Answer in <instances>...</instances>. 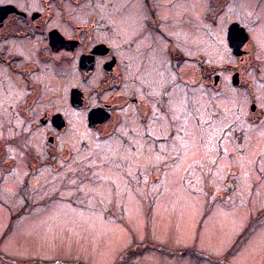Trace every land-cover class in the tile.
Returning a JSON list of instances; mask_svg holds the SVG:
<instances>
[{
  "label": "rangeland",
  "instance_id": "rangeland-1",
  "mask_svg": "<svg viewBox=\"0 0 264 264\" xmlns=\"http://www.w3.org/2000/svg\"><path fill=\"white\" fill-rule=\"evenodd\" d=\"M98 1V16L118 24L112 39L123 68L135 57L124 49L131 42L148 52L137 54L132 73L140 72L136 68L144 60L151 81L144 73L142 85L152 89L159 105L152 122L158 126L150 131L173 141L174 127L177 141L164 143L165 153L156 149L132 117L133 107L98 132L84 122L76 126L82 113L66 109L68 89L82 86L72 57L66 77L55 68L47 78L39 76L52 96L36 106L38 114L48 107L69 113L72 137L62 139L59 150L66 144L70 149L53 159L58 169L47 166L29 183L25 168L5 175L0 264H264V0H164L165 38L146 28L143 0ZM138 6L141 14L135 15ZM79 13V22L92 14L90 6ZM128 19L139 33H127ZM234 23L250 35L242 56L228 42ZM170 43L190 58L180 61L181 80L195 84L190 98L185 88L179 100L164 95L176 80ZM97 82L96 76L88 84ZM5 87L0 85V156L10 154L24 164L31 150L45 153L48 139L44 130L29 133L22 126L20 97ZM72 93L80 105L82 92ZM255 101L256 114L261 112L256 126ZM178 103L180 110L173 109ZM101 111H91L104 120L91 129L109 120ZM12 161L6 158L10 164L4 167Z\"/></svg>",
  "mask_w": 264,
  "mask_h": 264
},
{
  "label": "flooded vegetation",
  "instance_id": "flooded-vegetation-1",
  "mask_svg": "<svg viewBox=\"0 0 264 264\" xmlns=\"http://www.w3.org/2000/svg\"><path fill=\"white\" fill-rule=\"evenodd\" d=\"M163 2L164 0H143L149 13V17L145 19L144 24L151 34L165 38L167 32L164 29L165 22L162 8L164 9L165 5ZM99 4L102 3L98 0H3L0 2V85H7L5 88L12 89V94L13 91H17L20 97L18 111L21 114L20 116L23 117L22 126L29 128V133H33L37 129L44 130L48 139L45 142L44 156L34 153L33 150L31 152L27 151L28 159L24 164L10 154L4 156L3 152L0 156V184L6 181L5 175L10 170H17L21 164L23 171L25 168L28 174V177H25V182L29 183L39 174L41 169H45L47 166L51 168L53 164L58 169V161L56 159L53 161V159L59 156L60 151H69V144H66L63 150H59V143L62 142V139L66 138L67 141H70L68 137L70 139L72 137L69 130L73 127V122L69 117V113L63 109V111H55L52 107H48L43 113L38 114L39 109L37 110L36 106L48 100L46 99L47 96H52L51 89H48L49 85L47 87L39 76L47 78V75L51 74L50 70L55 68L66 77V73H63V71L67 70L70 57L78 63L76 70L81 79L80 84H82V86L77 85L68 89L66 95L67 111L71 108L72 112L82 113L81 124L77 119V121L75 120L76 126L81 127L84 122L87 130L98 132L100 127L108 124L112 125L121 120L120 112L122 110H124L126 116L127 112H130L129 109L133 107L135 114L132 117L138 118L139 124L145 127V135L151 138L156 149L165 153L161 146L166 142L177 141L174 127H172L173 130L171 129V134L169 133L173 141L166 140L163 137L155 138L152 131H150L154 130V125L158 124L152 122L156 118L159 105L154 96H151L150 91L152 89L148 88L147 85H142L147 79L149 80V73L144 68L146 67L144 60L141 62L143 66L139 64L140 68H136L140 72L133 76L135 62L139 58L137 54L141 53L144 56L148 52L143 51L142 48L140 50L135 42H131L129 48L124 49L129 50V53L133 55L135 54V57L131 62L127 60L125 68H123L119 54L120 48L116 44L115 38L112 39L114 29L119 31L118 24L114 21L115 26H113V22L109 23L98 16L96 9ZM88 6H90L92 12L89 20L79 22L77 15ZM137 29L129 30L127 33L129 35L135 34V32L139 33ZM106 36L107 38H105ZM145 43L147 45V41ZM169 45L168 54L170 63L173 64L172 71L176 80L175 85L172 84L166 87L164 95L167 97V94L172 93L175 98H173L174 101L179 100L181 89L185 88V91H183L186 97L194 96L195 84L188 80H181L180 61L182 57L188 55L176 47L175 44L170 43ZM32 51H35L36 54L31 53ZM154 53L156 54V52ZM189 59L188 56L186 60L189 61ZM81 60L82 62H80ZM157 60L156 63L161 64L163 55H158ZM144 73V76L148 77L145 79L146 81L142 82L140 75ZM96 76L98 82L89 85L88 83ZM121 79L124 81L122 85L120 83ZM11 84H14V86ZM121 87L122 91H117ZM73 88H78L82 92L83 99L80 106H74ZM19 89L20 91H18ZM66 90L65 88V93ZM179 103L178 105L175 104L176 106L173 109L180 110ZM254 105V124L256 126V115L260 120L261 112L259 111L256 114V101ZM96 109H102V119L109 116V120L91 129L89 117L91 111ZM137 115L138 117H136ZM6 158L10 162L15 159V163H11L13 165H10V167H4L10 164L4 163ZM254 158L256 164V151Z\"/></svg>",
  "mask_w": 264,
  "mask_h": 264
},
{
  "label": "water",
  "instance_id": "water-1",
  "mask_svg": "<svg viewBox=\"0 0 264 264\" xmlns=\"http://www.w3.org/2000/svg\"><path fill=\"white\" fill-rule=\"evenodd\" d=\"M249 40V34L246 31V29L238 23H234L230 26L229 31H228V42L231 48L233 49V52L236 56H242L244 55V52L242 51V47L247 43ZM235 83L239 82V77L238 75L235 76ZM76 96L73 94V103L74 106H80L79 104L76 103ZM100 113L97 112H92L90 114L89 120L91 122L90 126L94 127L97 122H101L104 120H99Z\"/></svg>",
  "mask_w": 264,
  "mask_h": 264
},
{
  "label": "bare ground",
  "instance_id": "bare-ground-1",
  "mask_svg": "<svg viewBox=\"0 0 264 264\" xmlns=\"http://www.w3.org/2000/svg\"><path fill=\"white\" fill-rule=\"evenodd\" d=\"M141 9H142V7H137L136 8V10H134V14L135 15H139V14H141ZM134 16V15H133ZM124 27H126V28H128V30H134L135 29V24H133L132 22H131V20L130 19H128V21H125L124 22ZM12 86H14V84H11ZM16 85V84H15ZM18 91H20V89L18 90ZM78 126V125H77ZM18 173L20 174V173H22L23 172V166H22V164H21V166L18 168Z\"/></svg>",
  "mask_w": 264,
  "mask_h": 264
}]
</instances>
